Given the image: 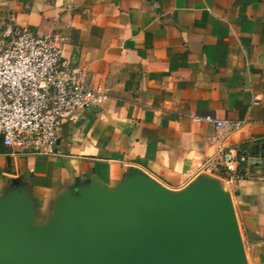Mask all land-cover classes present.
I'll return each mask as SVG.
<instances>
[{
    "label": "crops",
    "instance_id": "obj_1",
    "mask_svg": "<svg viewBox=\"0 0 264 264\" xmlns=\"http://www.w3.org/2000/svg\"><path fill=\"white\" fill-rule=\"evenodd\" d=\"M0 25L57 31L107 94L63 123L52 153L0 145V198L22 187L42 226L75 184L113 198L135 170L172 189L214 177L249 264H264V0H0ZM228 148L250 159L236 172Z\"/></svg>",
    "mask_w": 264,
    "mask_h": 264
},
{
    "label": "water",
    "instance_id": "obj_2",
    "mask_svg": "<svg viewBox=\"0 0 264 264\" xmlns=\"http://www.w3.org/2000/svg\"><path fill=\"white\" fill-rule=\"evenodd\" d=\"M80 185L42 226L22 187L0 198V264H249L233 200L214 177L172 189L135 170L113 198Z\"/></svg>",
    "mask_w": 264,
    "mask_h": 264
},
{
    "label": "built area",
    "instance_id": "obj_3",
    "mask_svg": "<svg viewBox=\"0 0 264 264\" xmlns=\"http://www.w3.org/2000/svg\"><path fill=\"white\" fill-rule=\"evenodd\" d=\"M63 37L0 25V145L18 151L52 153L58 132L80 109L107 98L101 84L85 80V70L63 58ZM217 126L237 125L206 114ZM223 168L248 163L243 151L219 150Z\"/></svg>",
    "mask_w": 264,
    "mask_h": 264
}]
</instances>
